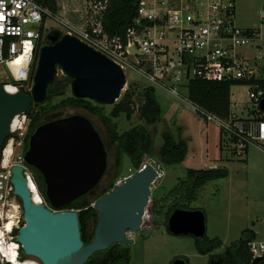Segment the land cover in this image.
I'll list each match as a JSON object with an SVG mask.
<instances>
[{"label": "built area", "instance_id": "1", "mask_svg": "<svg viewBox=\"0 0 264 264\" xmlns=\"http://www.w3.org/2000/svg\"><path fill=\"white\" fill-rule=\"evenodd\" d=\"M45 1L0 0V16L4 17L0 20V67L8 78V83L1 79L0 83L6 93L15 95L21 89L32 93L36 52L52 23L61 35L74 36L111 59L125 75L137 73L149 88L190 104L205 122L219 129L220 147L232 156L245 160L252 146L264 151V0H254L262 2V7L259 25L252 28H241L236 21L237 3L246 0H141L139 16L119 36H110L104 27L109 0H83L84 9L72 11L81 14L76 23L54 13ZM193 79L226 82L230 90L245 87L249 105L241 103L238 110L231 101L229 116L220 118L192 103L189 94L182 95ZM16 165L23 166L25 177L31 179L22 157ZM11 169L2 154L0 229L12 214L16 219L13 230L0 237V264L22 261L14 231L22 226L23 210L13 194ZM249 247L254 259L264 256V242L255 239Z\"/></svg>", "mask_w": 264, "mask_h": 264}, {"label": "water", "instance_id": "2", "mask_svg": "<svg viewBox=\"0 0 264 264\" xmlns=\"http://www.w3.org/2000/svg\"><path fill=\"white\" fill-rule=\"evenodd\" d=\"M50 42L40 49L31 95L25 92L10 95L0 83V158L15 118L24 115L33 104L46 103L58 70L72 80L75 98L113 106L122 96L127 78L111 59L71 35L60 37L55 31ZM23 160L26 167H33L43 175L51 205L50 208L34 202L29 187L31 180L34 183L32 177L29 180L25 177L23 166H13L10 182L13 194L21 200L24 221L16 241L25 256L40 264H86L94 254L114 245L134 243L127 234L139 231L148 216L149 186L156 179L151 166L136 171L95 203L98 223L91 243L82 240L78 211L66 210L93 191L108 170L107 149L88 118L72 115L40 125L30 137ZM38 195L42 198L39 191ZM167 226L175 236L203 239L207 232L206 214L177 209L170 215ZM173 264L187 263L180 258Z\"/></svg>", "mask_w": 264, "mask_h": 264}, {"label": "rangeland", "instance_id": "3", "mask_svg": "<svg viewBox=\"0 0 264 264\" xmlns=\"http://www.w3.org/2000/svg\"><path fill=\"white\" fill-rule=\"evenodd\" d=\"M63 1L66 7L62 9L59 6L60 15L63 19L76 23L81 14L78 12L73 14L72 11L81 12L85 6L84 1ZM261 7L262 2L260 1H239L236 8L237 25L241 28L258 26ZM52 25L50 23V29L44 33L41 41L42 46L47 45L45 37L55 32ZM3 70L5 69L1 66L0 72ZM126 76L127 84L122 91V96L128 89L135 92V112L130 120L125 115H121L117 119L111 118L110 114L114 105H102V115H95L74 106H60L61 101L74 95L72 80L62 70H58L53 86L62 94H54L49 106L48 96L45 104L33 106L31 111L34 115H38L39 120L31 135L44 123L72 115H82L93 123L108 152V170L99 185L86 196V201L94 208L95 203L103 197L112 185L117 187L137 171L129 154L123 155L122 167L120 169L117 167L116 146L111 144L109 134L111 126L105 122V118H110L112 123H116L119 134L129 131L135 126H144L150 132L153 146L151 152L143 157L144 164L142 165V168L146 165L151 166L156 176V179L149 186L151 198L146 207L148 216L139 231L136 233L128 232L127 237L134 240L132 245H117L120 250L129 249V264H173L180 258L187 259L188 264L209 263L210 255L199 254L195 238L175 236L168 232L166 226L170 217L167 211L171 203L163 200L168 192L179 183V179L186 176L189 169L221 167L226 168L229 172L228 178L206 184L201 189L198 200L192 203L190 207V210H200L206 214L207 232L205 240L219 238L223 242L222 247L211 255L216 257L224 255L232 244L240 239L242 232L247 228L257 231L259 233L258 241L264 242V151L252 146L245 160H241L232 156L230 151H224L222 148L220 150L219 138L221 135L215 125L205 122L190 104L158 89L156 97L161 105L162 115L156 124H147L140 117L139 111L144 104V93L150 86L137 73H127ZM0 79L8 83V78L3 72L0 73ZM247 93L245 87H233L231 96L236 109H240L241 103L249 105ZM182 95L186 96L188 92L182 91ZM236 103L238 106H235ZM20 116H22L20 117L22 129L15 134L11 133L14 136L6 144L7 148L9 141L13 140L14 156L10 163L12 167L19 162V157H24L27 151L24 145L31 118L25 114ZM165 133H170L176 141L186 143L187 155L182 163L167 166L161 161L159 153L164 144ZM153 200L158 202V207H164L160 215L154 216L152 213ZM16 203L21 205V200L16 198ZM96 227L97 220L90 218L88 232L94 234ZM30 259L38 262L35 258Z\"/></svg>", "mask_w": 264, "mask_h": 264}, {"label": "trees", "instance_id": "4", "mask_svg": "<svg viewBox=\"0 0 264 264\" xmlns=\"http://www.w3.org/2000/svg\"><path fill=\"white\" fill-rule=\"evenodd\" d=\"M110 5L105 14L104 27L110 36L124 35L126 31L133 25L136 18L139 16V3L141 0H109ZM45 5L48 6L54 13L59 12V6L57 0H47ZM57 32V31H56ZM54 33V32H53ZM61 37V33L57 32ZM36 52L35 61L33 65V79L35 77V71H37L40 49ZM231 84L226 82H213L203 79H193L188 86L189 99L192 103L208 110L209 112L217 115L220 118H227L230 114L231 105ZM26 94L31 92L21 89ZM61 95L54 86H51L48 90V106L51 104V97ZM134 96L135 92L128 89L123 96L115 103L111 118L117 119L121 115H125L127 119H131L134 109ZM33 104L29 107L25 115L31 118V124L29 132L25 138V150H28L29 140L35 124L39 120L38 115L32 113ZM38 105V104H37ZM60 106H74L82 108L95 115H102V105L95 103L89 99H79L74 96L69 97L60 102ZM140 117L146 121L149 125L156 124L162 115L161 105L156 97V91L154 88H147L144 93V104L140 108ZM105 122L110 125V137L111 144L116 146L117 157L116 165L120 169L123 164V155L129 154L132 157L133 165L136 170L142 168L143 157L151 152L153 146V139L150 132L144 126H135L127 132L119 134L116 123H112L110 118H105ZM14 135L10 134L4 141L3 146H6L9 139ZM161 161L171 166L174 164H180L186 159L187 146L184 141H176L170 133L164 134V144L160 149ZM1 160V158H0ZM29 172L32 175V179L38 188L43 200L47 206L51 208L46 196V183L43 175L33 167L27 166ZM229 176V172L226 168H209V169H189L184 178L179 179V183L168 192L163 201H169L171 204L168 208L167 214L170 216L177 209L190 210L192 203L198 200L201 189L209 182L226 179ZM116 189L114 185L106 191L103 197L109 192ZM157 201L153 200L152 213L154 216L160 215L163 211V206L158 207ZM66 210H76L79 213V222L82 233V240L85 244H89L93 241L95 233L90 234L88 232V221L90 218H95L98 223L97 211L91 207L86 201V196L72 203ZM24 221H22V226ZM14 235L18 236V230L14 231ZM257 238V234L250 228L244 230L238 241L232 244L224 255L216 257L211 255L223 245L221 239L216 238L213 240L195 239L197 251L199 254L206 256L210 255L208 264H264V256L254 259L250 250L249 243ZM21 260L30 259L25 256L20 248ZM187 262V259L182 258ZM130 251L129 249H118L117 245H114L105 252H99L93 255V257L86 264H129Z\"/></svg>", "mask_w": 264, "mask_h": 264}, {"label": "bare ground", "instance_id": "5", "mask_svg": "<svg viewBox=\"0 0 264 264\" xmlns=\"http://www.w3.org/2000/svg\"><path fill=\"white\" fill-rule=\"evenodd\" d=\"M6 90L8 92H12L9 88H6ZM20 117H22V116H17L13 122V125H12V131L13 132H16L18 129L22 128ZM10 144L12 145V142L9 141V144H8L9 146L5 149L4 154H3L4 162L8 165L11 163L12 158L14 156L13 149H11L12 147ZM31 182H32V180H31ZM31 182L29 184V187H30V189L34 195V202L37 204L43 203V201H42L43 199L41 197H39V195H38V191H37L38 188H36L34 183L33 182L31 183ZM15 219H16V214H12V216L10 218H8V221L5 222L4 229H0V237L1 238L5 237L8 232L10 233V231L13 230V228L15 226ZM19 262H21V263H19ZM14 264H40V263L37 261L31 260V259H27V260H25V262H24V260H22V261L15 260Z\"/></svg>", "mask_w": 264, "mask_h": 264}, {"label": "crops", "instance_id": "6", "mask_svg": "<svg viewBox=\"0 0 264 264\" xmlns=\"http://www.w3.org/2000/svg\"><path fill=\"white\" fill-rule=\"evenodd\" d=\"M69 1V0H68ZM58 4H59V6H61V8H62V4H64V1L63 0H59L58 1ZM61 13V12H60ZM59 13V14H60ZM233 89V88H232ZM232 89H231V91H232ZM231 101L233 102V100H232V96H231ZM221 135V134H220ZM220 141H221V136H220V138H219V148H220V150H221V147H220ZM215 168H218V167H215ZM256 234H257V240H259V233L257 232V231H255L254 229H252Z\"/></svg>", "mask_w": 264, "mask_h": 264}, {"label": "flooded vegetation", "instance_id": "7", "mask_svg": "<svg viewBox=\"0 0 264 264\" xmlns=\"http://www.w3.org/2000/svg\"><path fill=\"white\" fill-rule=\"evenodd\" d=\"M50 37H51V34L50 35H47L46 37H45V41H46V43L47 44H50L51 42H50ZM167 225H168V222H167ZM166 225V226H167ZM167 230H168V226H167ZM169 232V231H168Z\"/></svg>", "mask_w": 264, "mask_h": 264}, {"label": "snow or ice", "instance_id": "8", "mask_svg": "<svg viewBox=\"0 0 264 264\" xmlns=\"http://www.w3.org/2000/svg\"><path fill=\"white\" fill-rule=\"evenodd\" d=\"M4 19L3 16H0V20ZM0 31H3V28H0Z\"/></svg>", "mask_w": 264, "mask_h": 264}, {"label": "clouds", "instance_id": "9", "mask_svg": "<svg viewBox=\"0 0 264 264\" xmlns=\"http://www.w3.org/2000/svg\"><path fill=\"white\" fill-rule=\"evenodd\" d=\"M262 127H264V126H262Z\"/></svg>", "mask_w": 264, "mask_h": 264}]
</instances>
